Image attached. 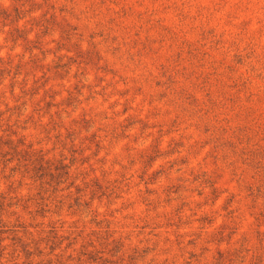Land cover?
Segmentation results:
<instances>
[{"label":"rangeland","instance_id":"obj_1","mask_svg":"<svg viewBox=\"0 0 264 264\" xmlns=\"http://www.w3.org/2000/svg\"><path fill=\"white\" fill-rule=\"evenodd\" d=\"M0 264H264V0H0Z\"/></svg>","mask_w":264,"mask_h":264}]
</instances>
